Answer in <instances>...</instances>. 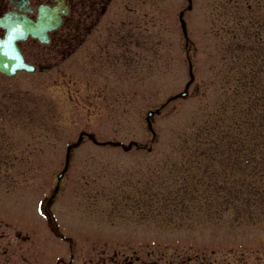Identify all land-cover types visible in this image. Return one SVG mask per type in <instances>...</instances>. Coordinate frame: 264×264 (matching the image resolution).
I'll use <instances>...</instances> for the list:
<instances>
[{
	"label": "rangeland",
	"instance_id": "374dc122",
	"mask_svg": "<svg viewBox=\"0 0 264 264\" xmlns=\"http://www.w3.org/2000/svg\"><path fill=\"white\" fill-rule=\"evenodd\" d=\"M263 2L110 0L101 46L0 74V264H264ZM81 131L136 145L84 137L55 191Z\"/></svg>",
	"mask_w": 264,
	"mask_h": 264
},
{
	"label": "flooded vegetation",
	"instance_id": "af4514ba",
	"mask_svg": "<svg viewBox=\"0 0 264 264\" xmlns=\"http://www.w3.org/2000/svg\"><path fill=\"white\" fill-rule=\"evenodd\" d=\"M109 2L110 0H0V21L3 24L11 21L10 25H21L20 31L24 30L25 35L17 39V45L28 61V48L48 47L51 49L48 53H71L72 37L80 30V45L85 46L87 53L92 49V43L95 47L97 42L101 46V37H95L92 33L104 16ZM262 8L264 10V2ZM254 22L259 23L264 35V18H257ZM3 24L0 23V38L4 37L6 31ZM39 26L46 27L42 33L45 43L37 38L39 35H35ZM259 36L261 35L257 36L258 40ZM262 43L264 45V41ZM101 262L105 264V260ZM123 264H133V261L126 263L124 259Z\"/></svg>",
	"mask_w": 264,
	"mask_h": 264
},
{
	"label": "water",
	"instance_id": "95a60500",
	"mask_svg": "<svg viewBox=\"0 0 264 264\" xmlns=\"http://www.w3.org/2000/svg\"><path fill=\"white\" fill-rule=\"evenodd\" d=\"M12 22L7 23L5 26L8 28V32L6 34V36L2 39H0V71L6 73L7 75H15L19 70H27V71H34L35 70V66L29 64L28 62L25 61L22 53L20 52L17 44H16V40L18 38H22L25 33L24 30L20 31L19 27L21 25H10ZM35 35H39V32L36 31ZM193 80V75H191V79L190 81L186 84L185 89L176 94L175 96L171 97V99L182 96L185 97L188 94V88L189 85L191 84ZM159 112V109L156 110H150L147 113V125L148 128L150 130L153 131L154 133V129H153V125H152V121H151V117L156 113ZM86 134L92 141H94L95 143H100L96 140L95 136L90 134V133H86V132H82L79 134V137L77 139L76 142L71 143L70 145H68L67 147V153H66V158H65V166L63 168V170L61 171V173L58 175V179H60L63 174L65 173V171H67L68 169V164H69V159H70V151L72 148L77 147L81 140L83 135ZM102 144H110L113 146H121L124 150L128 151L132 148V146L135 144V142H129L127 145L124 144L123 142L120 141H105L102 142Z\"/></svg>",
	"mask_w": 264,
	"mask_h": 264
},
{
	"label": "snow or ice",
	"instance_id": "6c2138e0",
	"mask_svg": "<svg viewBox=\"0 0 264 264\" xmlns=\"http://www.w3.org/2000/svg\"><path fill=\"white\" fill-rule=\"evenodd\" d=\"M36 210L37 211H42V209L39 206H37V209Z\"/></svg>",
	"mask_w": 264,
	"mask_h": 264
},
{
	"label": "trees",
	"instance_id": "16d2710c",
	"mask_svg": "<svg viewBox=\"0 0 264 264\" xmlns=\"http://www.w3.org/2000/svg\"><path fill=\"white\" fill-rule=\"evenodd\" d=\"M262 153H264V152H262ZM222 192V191H221Z\"/></svg>",
	"mask_w": 264,
	"mask_h": 264
}]
</instances>
